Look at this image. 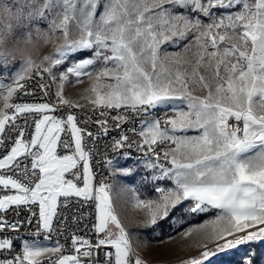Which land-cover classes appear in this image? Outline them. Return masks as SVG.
I'll use <instances>...</instances> for the list:
<instances>
[{
    "label": "snow or ice",
    "instance_id": "snow-or-ice-1",
    "mask_svg": "<svg viewBox=\"0 0 264 264\" xmlns=\"http://www.w3.org/2000/svg\"><path fill=\"white\" fill-rule=\"evenodd\" d=\"M16 17L28 43H61L40 64L28 57L8 76L0 72V264H45V256L46 264H148L131 258L111 186L91 166L102 155L97 165L132 178L140 170L132 149L148 170L141 186L158 194L134 197L146 226L176 228L213 213L180 233L196 234L195 246L204 249L182 264H209L240 246L247 250L238 264H264V0H23ZM37 20L47 22L46 31L30 27ZM181 42L183 53L163 47ZM82 77L92 81V114L58 117L59 105L72 107L65 85ZM137 118L139 127L123 128ZM60 197L63 207L77 197L94 209V241L59 219ZM21 206L29 213L23 219ZM72 219L78 226L82 215ZM22 229L45 241L64 237L70 248L59 239L29 242Z\"/></svg>",
    "mask_w": 264,
    "mask_h": 264
},
{
    "label": "rangeland",
    "instance_id": "rangeland-1",
    "mask_svg": "<svg viewBox=\"0 0 264 264\" xmlns=\"http://www.w3.org/2000/svg\"><path fill=\"white\" fill-rule=\"evenodd\" d=\"M30 27L33 29L39 27L41 30L46 31L47 22L37 20ZM26 33L27 29L22 28L16 32V37L23 38V34ZM183 43L186 42H181V46L164 45L163 47L170 53H183ZM49 54H55L51 43H40L37 45L35 58L42 59L45 55ZM84 55H88V53H84ZM188 55L191 56V53ZM22 64L23 61L20 60L7 61V63L0 61V72L8 76L17 71ZM190 70L191 66H189ZM200 72L205 76L208 75L202 68ZM81 79L83 81L81 83L72 84L71 86L69 84L65 85L64 97L71 103L93 106L86 98L90 95L88 89H90L92 81L88 80L87 77H82ZM195 94L204 95L199 90ZM137 162L140 170L136 176L126 178L119 173L113 174L110 195L113 199L115 211L121 219L123 226L126 228V231L130 233L134 253H137L142 259L144 258L152 263L155 261L157 264H182L183 260L192 258L204 249L195 246L196 234L189 237H182L180 233L189 227H198L203 224L207 219L212 217L213 213L201 215L195 219H188L176 228H172L169 223L164 222H161L160 227L155 231L152 227L146 226L144 224L146 214L143 210L137 209L134 206L136 202L134 197L149 199L158 194L153 193L152 188L148 185L141 186L140 177L148 175V170L143 168L144 161L137 160ZM169 237H172V239H169ZM208 247L214 248L215 244H209ZM246 250L247 246H240L239 249H230L228 252L219 253L217 256L211 258L209 264H238L240 257L244 255Z\"/></svg>",
    "mask_w": 264,
    "mask_h": 264
},
{
    "label": "built area",
    "instance_id": "built-area-1",
    "mask_svg": "<svg viewBox=\"0 0 264 264\" xmlns=\"http://www.w3.org/2000/svg\"><path fill=\"white\" fill-rule=\"evenodd\" d=\"M37 91H39L38 88H37ZM24 100H25V102H40L38 97H32V96H26V97H24ZM44 100L47 101V98H44ZM49 102L50 103H55V98H53V100L49 101ZM69 104L72 105V107H70L69 105H65V104L59 105V109L60 110L57 111L55 113V115H57L58 117H63V118L66 119V115L69 112H71V113H73V114H75L77 116L78 120H87L88 117L92 114L91 113V109L93 108V106L79 105V104H75V103H71V102H69ZM8 111H11V110H8ZM169 114H171V112H169ZM158 115L159 116H163L164 113L160 112V113H158ZM20 123H23V121L21 120ZM78 126L81 127V128L88 127L90 130H94L95 127H98L97 125H91V124L86 126L83 123L78 124ZM130 126L131 127H139V118H137V122L135 124H132V125L124 124L123 128L125 130H127ZM28 131L31 134L32 132H34V127L30 128ZM118 132H119V129H113L110 132V136H116L118 134ZM66 135H67L66 133H63L62 134V139ZM128 135L132 136L133 133L129 132ZM57 151L61 155L65 154L67 152L66 149H63V148H61L59 146L57 148ZM129 151L132 152V155L134 157H137V160L144 161L142 153H137V152H135L134 149L129 150ZM100 152L103 153V144L100 145ZM110 155L113 156L114 158L121 157V156H119L118 154H115V153H110ZM102 159H103L102 155H96L95 158L91 161V166L93 168V171L96 173L95 179L103 178L104 181L106 183H108V180H106V170H107V168H105L102 163L100 165L96 164V160H102ZM73 171H76V170L73 169ZM65 175H66V178H71L69 176V174L66 173ZM94 182H95V180H94ZM80 186H82V184ZM5 191H8V190H5ZM2 194L3 193H0V195H2ZM11 194H15V190H11ZM63 200H64V198L60 197L59 201H58L57 211H58V213L61 214L59 219L63 220L65 217H67L66 223H67L68 229H70L76 235H79V236H82V237H85V238L91 237V239L94 241L95 240V236L91 232L88 231V229L92 228V225L94 223V209L90 208L88 205H84L83 207H81V204L77 203V200H79V198H77V197H70L69 200L71 201V203H69L67 207H63V205H62V201ZM12 207H15V206H12ZM37 211H38V209H37ZM27 215H29V213L27 212L26 209L23 208V206H21L20 218L23 219ZM81 215H82V219H80L78 221V226H77V222L73 221L72 217L73 216H81ZM12 216H13V214L11 212H9L8 213V219H12ZM56 224H57V227L60 226L59 225V221H56ZM30 227L34 229L35 225L33 224ZM3 231L4 232H9V229L5 227L3 229ZM21 235H23L25 239H28L29 242L38 240L39 243L41 245H44V246H53V245H55L57 239H59V242L62 245H65L66 248H70V243H66L65 240H64V237L57 238L55 235H52L50 240L45 241L43 239L42 235L40 237H32V236L25 235L24 232H23V229L21 230ZM16 243H17V246H19L20 241H16ZM65 254H67V253H65ZM137 257H139L141 259V257L137 253H134V255L131 258L134 261L135 258H137ZM53 258H55V257L53 256ZM43 259H44L45 264H46L48 256L43 257ZM147 262H148V264H151V261H147Z\"/></svg>",
    "mask_w": 264,
    "mask_h": 264
},
{
    "label": "clouds",
    "instance_id": "clouds-1",
    "mask_svg": "<svg viewBox=\"0 0 264 264\" xmlns=\"http://www.w3.org/2000/svg\"><path fill=\"white\" fill-rule=\"evenodd\" d=\"M23 3V0H0V61H25L31 57L36 64L44 61L35 58V49L37 45L30 44L24 38H17L16 32L23 28V24L16 17L17 8ZM61 43L53 42L52 47L55 51L56 46Z\"/></svg>",
    "mask_w": 264,
    "mask_h": 264
},
{
    "label": "bare ground",
    "instance_id": "bare-ground-1",
    "mask_svg": "<svg viewBox=\"0 0 264 264\" xmlns=\"http://www.w3.org/2000/svg\"><path fill=\"white\" fill-rule=\"evenodd\" d=\"M5 75V74H4ZM6 76V75H5ZM6 82V81H5ZM137 158V157H136ZM115 161H122L123 157H116L114 158ZM106 180H108V184L111 186L112 189V184H113V174L111 172L108 171V169L106 170ZM111 192V191H110ZM142 259V258H141ZM143 260L148 261L146 259L143 258ZM151 264H153L151 262Z\"/></svg>",
    "mask_w": 264,
    "mask_h": 264
},
{
    "label": "trees",
    "instance_id": "trees-1",
    "mask_svg": "<svg viewBox=\"0 0 264 264\" xmlns=\"http://www.w3.org/2000/svg\"><path fill=\"white\" fill-rule=\"evenodd\" d=\"M260 252H261V255L263 256L264 255V244H261L260 245Z\"/></svg>",
    "mask_w": 264,
    "mask_h": 264
},
{
    "label": "crops",
    "instance_id": "crops-1",
    "mask_svg": "<svg viewBox=\"0 0 264 264\" xmlns=\"http://www.w3.org/2000/svg\"><path fill=\"white\" fill-rule=\"evenodd\" d=\"M187 134L191 136L193 134L196 135L197 133L196 132H188Z\"/></svg>",
    "mask_w": 264,
    "mask_h": 264
}]
</instances>
